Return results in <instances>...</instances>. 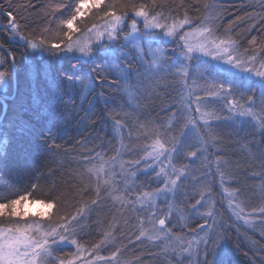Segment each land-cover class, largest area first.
Instances as JSON below:
<instances>
[{"label":"snow or ice","instance_id":"6c2138e0","mask_svg":"<svg viewBox=\"0 0 264 264\" xmlns=\"http://www.w3.org/2000/svg\"><path fill=\"white\" fill-rule=\"evenodd\" d=\"M6 2L7 6L0 2V15L7 19L0 29L9 33L10 40L23 42L25 54L30 50L33 54L46 53L51 57L63 55L74 60L81 69L85 62L91 66L88 72L81 70L79 76L61 71L58 77L54 75L51 78L47 84L50 98L46 103L53 115L61 105L65 108L77 107L69 90L77 82L88 95L95 93V86L101 83L109 87L115 84L117 90L128 94L132 89L129 83L130 64L122 67L116 61H129V51L140 57L142 71L136 74V92L144 96L140 89L145 84L171 78L176 83L169 87L177 89L176 99L179 103L162 109L171 114L167 121L159 117L152 119L151 111L146 114L141 112L136 117L138 122L143 119L139 128L148 130L142 138H151V143L142 149L143 171H155L159 167L155 176L159 186L154 191H143L137 196L132 194L139 191L135 179L141 171V159L125 162L121 159L125 153L114 149L116 155L105 160L102 142L100 150L92 148L80 154L76 169L68 174L72 177L71 181L53 183L49 185L47 193L43 192L40 183L34 182L26 194L9 198L5 193H15L16 178L23 173L35 177L36 172L40 171L36 167L37 160L42 154H51L56 145L48 142L51 129H37L30 119H24L27 113H35L32 105L21 103L19 119L11 122L10 126L0 121V264L118 262L120 248H116L108 257L98 254L102 246L106 247L115 240L113 231H104L102 239L91 244L90 249L84 243L91 232L92 212L102 197L119 201L121 208L132 213H146L145 216L134 217L140 227L136 239L144 237L155 241L166 238L173 254L178 253V264H183L184 260L193 264V257L194 264H227L224 257L228 252L229 226L222 218L219 221L216 219L219 213L215 209L216 201L212 200L209 185L197 193L199 199L191 205V211L203 221L198 223L197 229L205 235L185 242L181 235L173 233L172 217L184 219L174 201L177 195L187 199V194L180 192L185 170L173 166L170 175L165 171L163 162L167 160L171 165L174 160L185 158V153L187 158L203 155L210 140L216 143L214 128L226 120L254 121L253 127H259L264 137V39L258 40L257 36H252L245 46L242 34H233L231 24L221 31L213 6L206 2L198 6V0H57L49 6L38 32L33 30L26 35L30 23L25 17H18L9 10L11 0ZM201 7L204 15L194 17L190 14L200 12ZM65 10L67 15H63ZM89 14L90 18H94L91 24L85 19ZM140 41L149 45L154 41L171 43L172 52L177 53L179 59L170 57L166 48L145 49L137 43ZM128 45H132V48L125 51ZM0 50L8 51L3 44H0ZM8 55L12 62L7 69L0 70V88H6L16 65L15 55L11 52ZM3 68L4 62L0 61V69ZM162 73L165 74L163 77L160 75ZM255 85L259 86V92ZM28 87L30 92L36 93L31 83ZM104 95L101 91L100 96ZM153 95L149 92L144 98L151 100ZM40 99L38 94L33 95V104ZM86 100L85 96L79 104L81 109ZM217 104L221 105L219 109L213 107ZM149 107L155 108V105ZM222 112L227 115H221ZM81 119L94 120V114L89 109ZM181 121H184L182 126ZM175 127L180 128L179 134L170 136ZM113 129L117 134L123 133L125 124L120 119H114ZM45 131L49 133L48 136L44 135ZM190 134L195 143L188 142ZM128 138L131 139V131ZM16 143L19 144L14 157L16 167L13 175L5 177V170L13 160L9 148ZM121 147L124 145L121 144ZM135 151L129 148L127 154L132 155ZM229 165L230 161L217 156L216 175L227 194V205L232 216L246 225L253 222L254 213L264 218V204L245 214L241 203L234 202L244 195L243 191H229L224 187ZM50 175L44 176V179H49ZM38 189L41 194L36 196ZM261 192L264 193V187ZM157 200L166 204V209H161ZM206 202L210 204L205 208ZM33 205L41 210L31 212ZM70 207H74L75 211H66ZM202 208L205 209L203 212ZM96 224L100 226L99 221ZM145 224L150 227H145ZM185 226H181V232ZM109 227L119 231L115 223ZM65 249H69L66 254L57 255L65 253ZM86 251L92 255V260L84 255ZM209 256L213 259L210 260Z\"/></svg>","mask_w":264,"mask_h":264},{"label":"trees","instance_id":"16d2710c","mask_svg":"<svg viewBox=\"0 0 264 264\" xmlns=\"http://www.w3.org/2000/svg\"><path fill=\"white\" fill-rule=\"evenodd\" d=\"M5 3L6 0H0ZM57 0H11V9L13 14L18 17H25L30 23L29 34L31 31L38 32L41 27V21L44 20L46 12L49 11V6ZM135 2V0H128ZM208 3L213 6L215 14L219 19L217 23L220 25L221 31L227 28L230 24L233 28V34H242V43L247 46V40L252 36H257L258 40L264 39V0H198V6L203 3ZM96 11V10H93ZM194 17L204 15L201 7L200 12L190 13ZM57 15H60L58 13ZM67 15V11L63 13ZM85 17L89 24L94 18ZM7 19L0 15V25L5 24ZM255 24V27H253ZM142 27V25H141ZM21 41H13L9 39V33L0 29V44L8 51L0 50V59L4 62V68L7 69L11 64V52L16 57V65L13 70L15 76L17 93L13 95V75L7 81V86L0 94V121L5 125L19 119L20 105L24 103L32 105L35 113L29 112L24 119H30L37 129H51L50 144H55L51 154H42L37 160L36 167L40 171L36 172V176L32 177L30 173H23L16 178L17 186L15 193H5L9 198H16V195H24L31 188V184L38 182L43 186V192L49 191V185L58 183L61 180L71 181L72 177L68 175L76 169V161L80 159L81 153H86L92 148L100 150L103 142V150L106 152L105 157L111 158L116 155L114 149H121V144L124 145L125 160L141 159L144 153L142 151L146 144L151 143V138L145 140L142 137L148 131L141 130L139 123H143V119L139 122L136 120L137 115L141 112L151 111L152 119L159 117L161 120L167 121L170 113L162 111L169 106L178 105L176 99L177 89L169 87L175 85V81L171 78L159 79L156 83L145 84L141 89L144 96H140L136 92L137 73L142 71L139 54L129 51L131 47L128 45L125 51H129V61L117 60L116 63L122 67L129 66L131 75L129 83L133 86V95L127 96L122 90H117L116 85L109 87L106 83L96 85V91L92 95H88L80 86L79 82L70 87L73 98L77 102V107L73 109L71 106L65 108L60 106L59 110L53 115L47 107V101L50 98V90L47 87L51 78L59 76L60 72L69 74L76 73L79 76L81 70L84 72L90 71V65L81 69L80 65H75V61L71 58H65L63 55L51 57L48 54H33L30 50L25 54V49L22 47ZM143 47L157 48L162 50L167 49L168 55L173 59L176 55L171 51L173 45L171 43L152 42L151 45L140 41ZM75 65V66H74ZM165 74L162 73L161 77ZM95 76V74H93ZM111 79V78H110ZM17 81L19 83L17 84ZM29 83L36 89V93L29 90ZM256 88L257 85H255ZM101 91L104 96L101 97ZM153 93L151 100H146L144 97ZM38 94L40 101L33 104L32 96ZM7 97L5 100L4 97ZM84 108L81 109L79 104L84 101ZM137 96H140L137 99ZM107 100V104L105 103ZM155 105V108L149 107ZM94 114V120L81 119L86 113ZM120 119L125 124V131L117 134L113 129V120ZM183 121H181V126ZM254 123L237 125L222 121L219 126L214 128L216 133V143L209 141V146L203 155L197 158H185L174 160L176 164L184 165L189 170V178L183 179L180 186V192L187 194V199L184 196L177 195L176 201L178 207L187 212L188 219L186 226L181 232V225L176 218L172 217L173 232L181 235H191L194 232L199 235H205L197 229L198 223L203 221L195 212L191 211V205L199 199L197 193L204 189L205 185L212 188V199L216 201L215 209L219 213L216 219L223 220L229 226V241L228 252L224 259L227 264H264V229L253 230L246 225L238 223L225 210V192L221 188L219 177L216 175V160L217 156L224 160L230 161L228 168V177L224 187L229 191L241 190L244 195L237 197L235 200L242 203L245 211H251L253 208L260 206L263 203L261 194H259L260 180L264 177V137L260 134L258 127H253ZM131 131V139L128 138V132ZM180 128L175 127L170 133L173 135L179 134ZM48 136L47 131L44 132ZM138 137H141L138 139ZM195 140L189 135L188 142ZM110 142V143H109ZM19 144H13L9 148L10 157L13 158L8 169L5 170V177L13 175L16 163L14 157L18 151ZM129 148H134L136 151L132 155H128ZM43 173V175H41ZM50 178L45 180L44 176ZM154 171L149 173H138L137 181L140 188L154 190L159 183L154 181ZM152 178V179H151ZM41 190H37L35 195L39 196ZM221 197L224 201H222ZM31 198V197H30ZM94 197H86L90 199ZM76 207L79 206L76 202H71ZM66 211H75L74 207L67 208ZM204 208L201 209V212ZM138 213H132L121 205L115 203L111 199L102 197L98 206L92 212L90 223L92 224L90 235L85 237L84 243L87 247L102 239L104 231H113L115 240L101 248L100 254H105V257L111 255V252L116 248H120L121 252L118 256V262L113 264H178V254L174 255L172 251H165L159 244L142 237L137 240L139 229L137 227ZM100 222L97 227L96 222ZM127 221V223H125ZM115 223L119 231H115L109 227ZM195 230V231H194ZM193 231V232H192ZM111 239V238H110ZM203 247V245H201ZM163 249V250H162ZM69 251L65 249V253H57L64 255ZM209 259H213L209 256ZM195 259L193 260L194 264ZM183 264H190L188 260H184Z\"/></svg>","mask_w":264,"mask_h":264},{"label":"rangeland","instance_id":"374dc122","mask_svg":"<svg viewBox=\"0 0 264 264\" xmlns=\"http://www.w3.org/2000/svg\"><path fill=\"white\" fill-rule=\"evenodd\" d=\"M125 31H127V29L125 30ZM138 44H141L140 42H137ZM131 48H132V45H129ZM149 47H145V49H148ZM172 51V50H171ZM173 54H175L176 55V58H175V60H178L179 59V56H178V54L177 53H174L173 52ZM0 61H1V59H0ZM160 75H162V74H160ZM137 81V80H136ZM176 83V82H175ZM256 87V86H255ZM257 87L258 88H256L257 89V92H259V86L257 85ZM6 88H0V91L2 92V91H4ZM17 87H16V81H14V84H13V95H15L16 93H17ZM140 91L142 92V89H140ZM127 96H132L133 95V86H132V89H131V91L128 93V94H126ZM131 98V97H130ZM179 103V102H178ZM213 107H215V108H217V109H219L220 107H221V105H219V104H217V105H214ZM205 110H211V109H205ZM193 116H195V113L193 112V114H192ZM221 115H227V113L226 112H222L221 113ZM227 121V120H226ZM225 121V122H226ZM227 122H229V123H234V124H237V125H242V124H244V123H247V124H251V123H255L254 121H243V120H240V119H236V120H234V121H227ZM184 123V121L182 122V124ZM258 129H259V127H258ZM170 135V134H169ZM171 135H173V134H171ZM170 135V136H171ZM176 135V134H175ZM178 135V134H177ZM191 135V134H190ZM211 141V140H210ZM190 143H194V141H191ZM120 151H122V152H125V150H124V148H121L120 149ZM142 158V157H141ZM104 159L105 160H109L110 158H106V157H104ZM121 159L123 160V161H125V162H127V161H129V160H125L124 158H123V156L121 157ZM164 166H165V171L167 172V173H169L170 175L172 174V171H173V166L175 167V168H177V169H180L181 167H183L184 168V170H185V177L183 178V179H186V178H189V170L187 169V167L186 166H182V165H180V164H176L175 162H172V164L170 165L169 164V162L167 161V160H165L164 162ZM118 164H119V161H117V170H118ZM143 167H144V165H143V160L141 159V165H140V169H141V171H139L138 173H140V172H142V173H149V172H151L152 170L151 169H149V171H147V172H145V171H143ZM159 171V167H157L156 169H155V171H154V181H157L156 179H155V176H156V172H158ZM152 179V178H151ZM157 183H159L158 181H157ZM135 184H136V186L139 188V191L138 192H134L132 195L133 196H137V195H139L140 194V192H143V191H154V190H147L146 188H140L139 186H138V181H137V178L135 179ZM262 187H264V177L260 180V185H259V194H261V197H262V199H263V203L262 204H264V193H262L261 192V188ZM221 199H222V201H224L225 200V210H226V212L227 213H229V215H231V217L232 218H234L235 219V217L234 216H232V213H231V210L228 208V205H227V194L225 193V196H224V200H223V198L221 197ZM213 200V199H212ZM115 203H117V204H119L120 205V202L119 201H114ZM175 205H176V207L178 208V209H180L181 211H182V213H183V216H184V219H178V217L176 216V218L178 219V221H179V223H180V225L182 226V225H185L186 224V221H187V219H188V216H187V212H185L184 210H182L181 208H179L178 207V203H177V201H176V199H175ZM234 202H236V200L234 201ZM157 204H158V206L161 208V209H166V207H167V205L166 204H164V203H162L161 202V200H157V202H156ZM241 203V202H240ZM210 204V202H206V204H205V208L206 207H208V205ZM241 206H242V203H241ZM137 207H139V205H137ZM41 210V208L40 207H38V206H35V205H33L32 207H31V209H30V211L31 212H39ZM205 210V209H204ZM249 212H252V210L251 211H245V214H247V213H249ZM146 215V213H143V212H141V213H138V216H145ZM238 223H241V224H243V225H246V224H244V222L243 221H238V220H236ZM252 223H250V224H247L246 226H248L249 228H252L253 230H257V229H264V218H262L260 215H259V213H254L253 214V216H252ZM137 227H138V229L140 230V227H139V223H137ZM145 227H150L149 225H147V224H145ZM193 232V231H192ZM174 234H179V233H176V232H173ZM179 235H181V234H179ZM182 237H183V240L185 241V242H187V241H191V240H194V239H198L199 237H201V236H204V235H199L198 236V234L197 233H193V234H191V235H181ZM151 241H153L154 243H158L159 244V246L160 247H162L165 251H172V248L170 247V245H169V241L166 239V238H163V239H161V240H151ZM185 246H186V244H185ZM85 247L86 248H88V249H90L91 248V246H89V247H87L86 245H85ZM193 247H195V245H193ZM162 249V250H163ZM72 250H74V249H72ZM98 254L100 255V256H106L105 254L103 255V254H100V251L98 252ZM178 254V253H177ZM84 255L89 259V260H92L93 259V257H92V255H89L88 254V252L86 251L85 253H84ZM193 260L195 259V257H193L192 258ZM113 263H115V261H113L112 262V264ZM94 264H106V262L105 261H103V260H98V261H95L94 262Z\"/></svg>","mask_w":264,"mask_h":264},{"label":"water","instance_id":"95a60500","mask_svg":"<svg viewBox=\"0 0 264 264\" xmlns=\"http://www.w3.org/2000/svg\"><path fill=\"white\" fill-rule=\"evenodd\" d=\"M13 80L15 81V76H14V74H13Z\"/></svg>","mask_w":264,"mask_h":264}]
</instances>
